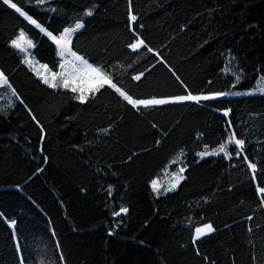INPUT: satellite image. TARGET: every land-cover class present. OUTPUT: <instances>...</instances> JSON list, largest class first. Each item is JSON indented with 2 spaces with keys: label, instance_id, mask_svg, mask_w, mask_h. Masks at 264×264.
Here are the masks:
<instances>
[{
  "label": "trees",
  "instance_id": "1",
  "mask_svg": "<svg viewBox=\"0 0 264 264\" xmlns=\"http://www.w3.org/2000/svg\"><path fill=\"white\" fill-rule=\"evenodd\" d=\"M12 3L25 15L0 0L14 95L0 109V264H264V0ZM77 23L73 51L136 100L251 93L136 107L105 86L78 102L12 44L23 32L59 73L47 33ZM222 144L229 155H198ZM170 163L176 187L157 195Z\"/></svg>",
  "mask_w": 264,
  "mask_h": 264
},
{
  "label": "snow or ice",
  "instance_id": "2",
  "mask_svg": "<svg viewBox=\"0 0 264 264\" xmlns=\"http://www.w3.org/2000/svg\"><path fill=\"white\" fill-rule=\"evenodd\" d=\"M5 4L10 5V7L16 9L17 12H20L21 15H25L23 12L20 11L19 8H17L15 3H12V0H3ZM38 3H42L43 0H37ZM88 15H91V12L88 13ZM31 21V23L35 24L36 27L40 28V25L36 23L35 20H32L30 17H26ZM131 19L135 21L136 17L133 15L131 16ZM83 25L80 23H77L75 25V29H65L64 34L57 39L55 36H53L51 33H47L58 45L59 51L58 55H60L62 58L66 55H72L75 56L74 53H71L70 48L68 47L70 43V37L73 34L75 30H78L82 28ZM41 31H44L43 28L40 29ZM12 44L15 48L19 49L21 52H26L28 48L34 47L31 40L27 39L25 34L23 32L20 33L19 37L16 40L12 41ZM144 42L142 40L137 41V43H133L130 45V47L133 50H136L138 47L143 45ZM148 51H152L151 49H148ZM80 61L81 63H77ZM28 63H31V61H26ZM42 68L47 70V65H42ZM62 71L59 73L56 72H49L48 75H44L43 73H38L41 75V78L43 79V82L47 84L49 87L57 88L62 87L65 89H70L72 92H79L80 95L76 97V99L80 100L81 102H84L86 100V92H96L99 91L101 87H103L105 84L111 85L115 90L129 103L133 106L136 105H161L168 103V100L165 99H150V100H133L130 96H128L125 92L121 91L120 88H117L114 84L111 83V80L109 77L99 68H94L91 65H88L86 61H82V58L75 57V59L68 61L65 63H62L60 65ZM59 78V80H58ZM135 79L139 80L140 76H136ZM239 77H237V80ZM0 82L6 83V79L3 76V73H0ZM87 85L85 88L83 85ZM261 91H264V86L260 87ZM223 95V94H221ZM213 97H199V96H192L191 94L187 96H180L175 97L174 101L180 102L185 100H193V101H199L201 99H211ZM229 143H234L235 145L242 148L243 141L240 139L230 138ZM220 152L224 153L226 156L229 155L226 152V145L222 144L219 148V151H212V152H201L198 153L202 158L206 155H217ZM239 155V153H237ZM249 167L253 170L255 169V165L250 163ZM184 171L183 168L180 169V172L182 173ZM183 179L182 176H176L177 183L179 180ZM154 189H157V182H153ZM176 187V184H172L170 188L166 189L165 191H171ZM158 190V189H157ZM261 192H264V189L260 190ZM127 209H121V212H126ZM120 213H116V215H119ZM213 228L211 225H206L204 228H197L196 232L197 234H203L205 232H212Z\"/></svg>",
  "mask_w": 264,
  "mask_h": 264
},
{
  "label": "rangeland",
  "instance_id": "3",
  "mask_svg": "<svg viewBox=\"0 0 264 264\" xmlns=\"http://www.w3.org/2000/svg\"><path fill=\"white\" fill-rule=\"evenodd\" d=\"M91 12V11H90ZM33 24V23H32ZM35 25V24H34ZM36 26V25H35ZM67 29H75V26L74 27H69V28H67ZM82 30V28H80V29H78V30H75L74 32H73V34L71 35V37H70V43H69V45H68V47L70 48V50H71V53H74L75 54V56H72V55H69V54H66L63 58L60 56V58L62 59V63H65L66 64V62H68V61H71V60H73V59H75V57H80V58H82V61H86L87 62V64L88 65H91L92 67H94V68H99V69H101L100 67H98V66H96V65H94V64H92L86 57H84L83 55H80V54H78V53H76V52H74L73 51V49H72V40H73V38H74V36L78 33V32H80ZM64 34V32L63 33H61V34H59V35H53V36H55L57 39H59V37L60 36H62ZM49 36V35H48ZM50 37V36H49ZM26 38L27 39H29V40H31L28 36H26ZM51 38V37H50ZM52 39V38H51ZM53 40V39H52ZM54 41V40H53ZM33 43V42H32ZM54 43H55V41H54ZM56 44V43H55ZM33 45H34V43H33ZM57 45V44H56ZM33 49H34V47H31V48H28L27 49V51L26 52H21L22 53V55H24V56H27V59H26V61H31V63H28L27 62V64H28V66L35 72V73H43L44 75H48L49 74V72H53V71H51V69H49V67L47 66V70H45L44 68H42L41 66L42 65H45V64H42V63H40L39 61H37L35 58H33L32 57V51H33ZM57 49H58V51H59V48H58V45H57ZM77 63H81L80 61H78ZM102 70V69H101ZM62 71V69L60 70V72ZM103 71V70H102ZM104 72V71H103ZM105 73V72H104ZM106 74V73H105ZM39 75V74H38ZM107 75V74H106ZM40 77H41V75H39ZM108 77H109V75H107ZM109 79L111 80V83L112 84H114L116 87H117V85L113 82V80L109 77ZM58 80H59V78H58ZM85 88L87 87V85L85 84V85H83ZM105 86H109V87H111V88H113L111 85H109V84H105L103 87H105ZM102 88V87H101ZM100 88V89H101ZM118 88V87H117ZM114 90H115V88H113ZM116 91V90H115ZM122 91V90H121ZM124 92V91H123ZM76 93V97L78 96V95H80V93L79 92H75ZM93 92H86L85 93V95H86V100L84 101V102H86L87 100H88V98L90 97V95L92 94ZM95 93V92H94ZM126 93V92H125ZM251 92H246V93H243V92H238V93H220V94H203L202 96H200V97H204V96H208V97H213V98H211V99H201V100H214V99H218V98H226V97H232V96H235V95H248V94H250ZM127 94V93H126ZM221 94H223V95H221ZM128 96H130L129 94H127ZM131 97V96H130ZM133 100H136V99H134L133 97H131ZM4 99L5 100H7V102L8 103H6V101H4ZM150 99H165V100H168L169 102L168 103H174V102H176V101H174V98H159V97H155V98H149V99H142V100H150ZM13 100H14V95H13V93H12V91H11V89L8 87V84H7V82L6 83H4V82H0V105L2 106L0 109L1 110H6L7 108H9V107H12V105H13ZM78 102H81L80 100H78V99H76ZM181 102V101H180ZM11 104V106H10V104ZM165 104H167V103H165ZM161 105H163V104H161ZM149 106H156V105H148V106H144V105H136V107H149ZM7 107V108H6ZM176 160H173L171 163H174ZM171 163L170 164H168V166L163 170V172H162V174L160 175V176H158V177H156L155 178V180L154 181H156L157 182V189H154V187H153V189H154V191H155V193L157 194V195H165V194H167V193H169L170 191H165L166 189H168L169 187H168V185L166 184V181H165V179H166V176L170 173V166H171ZM152 186H153V184H152ZM209 232H205V233H203V234H199L198 235V237H202V236H204V235H206V234H208Z\"/></svg>",
  "mask_w": 264,
  "mask_h": 264
},
{
  "label": "crops",
  "instance_id": "4",
  "mask_svg": "<svg viewBox=\"0 0 264 264\" xmlns=\"http://www.w3.org/2000/svg\"><path fill=\"white\" fill-rule=\"evenodd\" d=\"M1 73V72H0ZM4 76V75H3ZM4 78L6 79V77L4 76ZM6 82H7V79H6ZM8 84V83H7Z\"/></svg>",
  "mask_w": 264,
  "mask_h": 264
},
{
  "label": "bare ground",
  "instance_id": "5",
  "mask_svg": "<svg viewBox=\"0 0 264 264\" xmlns=\"http://www.w3.org/2000/svg\"><path fill=\"white\" fill-rule=\"evenodd\" d=\"M88 178H89V177H88ZM91 178H92V177H91ZM197 181H198V180H197ZM99 225H100V224H99ZM97 226H98V225H97ZM93 227H94V226H93ZM93 227H92V228H93ZM93 229H94V228H93ZM98 231H99V230H98Z\"/></svg>",
  "mask_w": 264,
  "mask_h": 264
}]
</instances>
